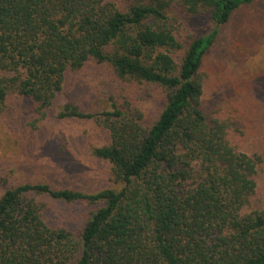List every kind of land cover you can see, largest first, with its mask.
I'll use <instances>...</instances> for the list:
<instances>
[{"label": "trees", "instance_id": "obj_1", "mask_svg": "<svg viewBox=\"0 0 264 264\" xmlns=\"http://www.w3.org/2000/svg\"><path fill=\"white\" fill-rule=\"evenodd\" d=\"M257 1L0 0V112L21 96L45 117L66 78L84 68L163 93L150 120L137 105H119L118 93L99 111L74 100L58 107L57 117L107 131L108 143L91 153L109 162L113 185L6 187L0 264H264V129L255 124L264 84L254 74L243 84L225 59L232 84L213 110L200 76L219 27ZM178 12L187 25L201 16L208 30L183 34ZM52 202L95 207L71 228L53 220Z\"/></svg>", "mask_w": 264, "mask_h": 264}, {"label": "rangeland", "instance_id": "obj_2", "mask_svg": "<svg viewBox=\"0 0 264 264\" xmlns=\"http://www.w3.org/2000/svg\"><path fill=\"white\" fill-rule=\"evenodd\" d=\"M183 16L187 17L184 12H178L176 23L183 34L208 30L209 24L201 16L193 17L188 25ZM225 59L227 69L232 66L241 73L243 84L247 85L248 81L242 77L250 78L254 74L262 87L264 0L241 6L220 26L216 41L203 59L200 68L202 99L205 106L213 110L217 105H223L218 98L223 86L232 84V75L225 72ZM66 79L45 117L37 119L33 103L21 96L14 97L11 107L0 112V194L6 187L23 181L47 182L88 193L113 185L109 162L91 153L92 148L108 143L107 131L93 119L57 117V109L65 101L74 100L83 109L99 111L106 107L112 93H118L119 105L139 106L147 120L154 118L162 105L163 93L158 87L145 83L122 84L124 87H121V82L102 69L84 68ZM240 90L245 94L244 88ZM146 94L154 98L147 102ZM122 95L128 97L126 102ZM243 112L242 117L249 116L248 111ZM255 124L264 129V115L260 114ZM94 207V204L82 202H52L49 211L53 220L75 228L80 227Z\"/></svg>", "mask_w": 264, "mask_h": 264}]
</instances>
